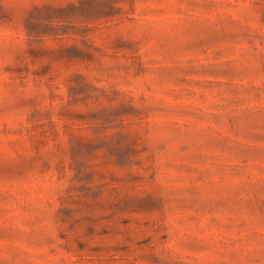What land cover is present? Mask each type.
I'll list each match as a JSON object with an SVG mask.
<instances>
[{
  "label": "rangeland",
  "instance_id": "1",
  "mask_svg": "<svg viewBox=\"0 0 264 264\" xmlns=\"http://www.w3.org/2000/svg\"><path fill=\"white\" fill-rule=\"evenodd\" d=\"M0 264H264V0H0Z\"/></svg>",
  "mask_w": 264,
  "mask_h": 264
}]
</instances>
